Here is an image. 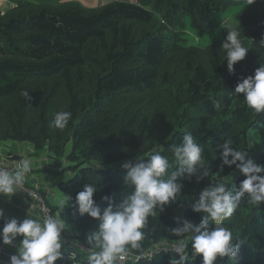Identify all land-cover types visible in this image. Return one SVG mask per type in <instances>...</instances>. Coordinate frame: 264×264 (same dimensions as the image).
I'll use <instances>...</instances> for the list:
<instances>
[{
	"label": "trees",
	"instance_id": "obj_1",
	"mask_svg": "<svg viewBox=\"0 0 264 264\" xmlns=\"http://www.w3.org/2000/svg\"><path fill=\"white\" fill-rule=\"evenodd\" d=\"M13 3L0 11V143H26L35 154L63 160V173L70 175L59 188L68 205H75L86 184L97 188L93 200L101 212L108 207L105 197L118 205L134 191L124 183L122 165L155 149L175 170L170 147L187 132L204 149L210 175L182 181L177 199L149 218L142 252L129 255L178 241L171 232L178 220L199 224L193 204L209 184L231 178L228 186H239L244 176L222 165L217 145L231 140L248 152L255 138L264 150V113L255 115L243 94H233L264 63V49L258 50L264 0H122L97 8L50 0ZM228 13L236 25L222 24ZM187 25L199 38L217 32L220 38L204 47L190 44ZM231 28L241 30L250 50L229 73L222 43ZM214 102L221 107L214 109ZM59 111L72 113L63 131L50 126ZM258 163L264 165V153ZM68 205L61 212L48 204L67 225L64 257L74 254L75 263L87 264V236L98 224ZM223 224L240 244L237 264H264V204L242 200ZM183 255L187 264H202L200 257L191 259L190 244ZM172 258L178 259L157 252L124 264H169ZM215 264L232 262L218 258Z\"/></svg>",
	"mask_w": 264,
	"mask_h": 264
},
{
	"label": "clouds",
	"instance_id": "obj_2",
	"mask_svg": "<svg viewBox=\"0 0 264 264\" xmlns=\"http://www.w3.org/2000/svg\"><path fill=\"white\" fill-rule=\"evenodd\" d=\"M255 2L248 0L249 4ZM222 49L226 51L229 73L234 72V65L245 60L250 50L242 42L238 28L227 31ZM260 49H264V38L258 42ZM233 94H243L244 103L255 115L264 113V63L255 70L254 75L242 78ZM213 107L219 109L221 105L214 102ZM71 119L70 111H59L50 126L63 131ZM217 150L222 165L229 168L235 166L244 179L235 188L228 186L231 178L221 179L204 188L193 204V211L201 214V220L199 224L187 219L177 221L179 226L171 229V232L180 239L173 250L179 254L190 244L193 261L200 257L202 264H215L218 258L221 262L227 258L232 264H237L240 244L234 242L232 231L223 222L233 217L242 200L252 205L264 204V165L248 158L246 150L233 147L231 140L217 145ZM170 151L175 170H172L169 158L155 149L148 158L138 156L134 164L125 162L122 165L126 170L124 183L133 187L134 191L115 206L105 197L108 207L103 212L93 200L97 188L87 184L83 191L77 193L75 205H68V197L57 201L61 212L67 204L75 207L81 216L87 214L97 221L98 231L87 236L90 245L87 264H120L133 250L142 252L144 229L148 226L149 218L155 217L158 211L163 212L165 206L177 199L184 187L182 181L191 180L194 176L200 180L210 175L204 149L191 132L185 133L181 143L172 145ZM201 170L203 175L198 176ZM31 173L30 159L19 161L12 171L0 170V195L11 198L23 190ZM178 180L181 182L178 183ZM4 216V211L0 209V219ZM66 227L60 215L40 218L29 211L22 221L16 218L6 220L0 228V242L14 246L17 238H20L17 254L9 258V264H55L64 259L66 248L62 233ZM184 237H187V243ZM73 243L78 245V241ZM69 259L75 264L74 254ZM187 260L188 257L179 255L178 259H170L169 264H187Z\"/></svg>",
	"mask_w": 264,
	"mask_h": 264
},
{
	"label": "crops",
	"instance_id": "obj_3",
	"mask_svg": "<svg viewBox=\"0 0 264 264\" xmlns=\"http://www.w3.org/2000/svg\"><path fill=\"white\" fill-rule=\"evenodd\" d=\"M114 1L117 0H50L54 4L76 2L86 8H97ZM13 6V0H0V11H4ZM19 144L22 143H0V160L7 158L10 161L30 159L32 161V173L26 179L23 190L18 191L11 198L0 195V209L5 213L4 218L0 219V228L3 227L5 221L8 219L16 218L18 221L24 220L27 217L28 211L42 218L35 207V203L27 197L25 188H36L43 194L51 207H59L57 201L65 197L59 188V184L70 175L63 173L65 167L63 160L57 161L50 159L45 151L35 154L31 145ZM19 244L20 238H17L14 246H7L0 242V249L2 250L0 264H9V258L17 254ZM55 264H73V262L64 257V259L55 262Z\"/></svg>",
	"mask_w": 264,
	"mask_h": 264
},
{
	"label": "built area",
	"instance_id": "obj_4",
	"mask_svg": "<svg viewBox=\"0 0 264 264\" xmlns=\"http://www.w3.org/2000/svg\"><path fill=\"white\" fill-rule=\"evenodd\" d=\"M117 1H122V0H117ZM128 2L134 3V0H128ZM19 161H21V160L10 161L9 159H1L0 160V170L12 171L14 169L15 165ZM24 190H25L27 197H29L35 203V207H36L39 215L42 218L47 217L49 215H52V213L50 212V207L48 206V203H47L45 197L43 196V194L39 190H37L36 188L35 189L34 188H25ZM62 239L65 241V244H68V241L63 236V233H62ZM176 243H177V241L163 242L161 244H158V245L151 247L149 250H147V252L143 253L142 255L141 254L138 256L129 255L127 258L128 259H135V260L136 259L138 260L141 258H151L157 252H164L166 254H169V255H172L174 257L179 258V255H183V251L180 252L179 254H177V252L173 250V246L176 245ZM1 253H2V250L0 249V254ZM124 261H121L120 264H124Z\"/></svg>",
	"mask_w": 264,
	"mask_h": 264
},
{
	"label": "rangeland",
	"instance_id": "obj_5",
	"mask_svg": "<svg viewBox=\"0 0 264 264\" xmlns=\"http://www.w3.org/2000/svg\"><path fill=\"white\" fill-rule=\"evenodd\" d=\"M222 24H225V25H228V26H234V25H236L232 21L231 13H228L224 17V19L222 21ZM185 34H186L185 35V38L186 39H189V40H187V42H189L190 44H194V45L197 44L200 47H204L208 43H210L211 41H213L215 39L217 40V39L220 38V33L219 32L213 33V34H207L206 36H203V37L199 38V37L196 36V34L193 31H191V29L189 28V25H187L185 27ZM191 40H194V41H191ZM7 143H9V142H7ZM19 145H26V143H22V144H19ZM11 147H14V146H11ZM263 153H264V150H263L262 146L260 145V143L258 142V140H256L255 138H251V144H250L249 150L247 152L248 158H251L257 164H259L258 163V158H259L260 154H263ZM180 212L181 211L179 210L177 212V214H179Z\"/></svg>",
	"mask_w": 264,
	"mask_h": 264
}]
</instances>
